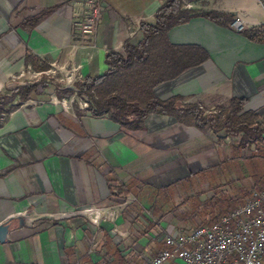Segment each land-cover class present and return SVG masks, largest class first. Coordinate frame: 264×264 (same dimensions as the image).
<instances>
[{
  "label": "crops",
  "instance_id": "0c3cea01",
  "mask_svg": "<svg viewBox=\"0 0 264 264\" xmlns=\"http://www.w3.org/2000/svg\"><path fill=\"white\" fill-rule=\"evenodd\" d=\"M84 1L0 0V100L23 85L26 75L32 77L29 83L38 82L39 75L47 76L48 82L0 122V224H8L0 243V264L96 262L92 255L80 262L90 250L83 238L98 228L103 210L110 213L108 205L123 200L125 183L138 180L139 187V182L149 180L161 187L172 174L171 180L187 179L193 173V152L209 154L229 139L216 143L210 131L203 133L158 114L146 118L143 130L126 131L87 110L68 114L51 100V73L64 71L68 81L74 75L104 73L106 52L138 40L140 22H153L164 0H97V28L80 36L75 22L88 13ZM200 1L184 7L231 13L233 20H241L242 29L201 16L173 27L168 32L172 44L197 45L208 58L155 86V95L161 100L179 96L182 104L208 110L231 98H245V110L264 117V41L241 33L264 25V0H208L205 5ZM27 55L48 69H35L25 62ZM64 85L58 88L71 87ZM115 181L122 187L118 193L113 192Z\"/></svg>",
  "mask_w": 264,
  "mask_h": 264
},
{
  "label": "trees",
  "instance_id": "16d2710c",
  "mask_svg": "<svg viewBox=\"0 0 264 264\" xmlns=\"http://www.w3.org/2000/svg\"><path fill=\"white\" fill-rule=\"evenodd\" d=\"M192 1L195 0H164L154 13L153 22H140L141 37L138 40H127L122 44L121 50L106 52L104 61L108 69L104 73L85 75L75 83L74 89L57 87V97L70 98L75 94L86 102V110L90 114L106 116L126 131L143 130L146 118L151 114H158L172 116L179 123L193 126L203 133L210 131L216 143L228 137L232 142L231 150L224 160L230 158L238 173L231 182L251 178L253 186L260 184L254 189H261L264 187V182H261L264 181L261 163L264 160V117L253 110H245V98H231L225 104L217 106L216 111L205 112L197 104H182L179 96L161 100L154 93L158 84L175 79L208 58L207 53L197 45L172 44L168 39V32L173 27L196 16L226 26L233 22L231 13L215 10L196 12L184 7ZM38 21L39 19H35L33 22L36 24ZM241 33L249 40L264 41V25L243 29ZM36 60L34 56H25V62H31L36 69H48L47 65L37 67ZM39 87V82L25 83L13 88L11 94L3 95L0 100V116L9 114L23 101L38 95ZM16 95L19 100L11 103ZM238 190H242L241 187ZM220 193L223 194L222 191ZM229 197L225 199L228 205L223 206L224 213L220 216L237 207ZM215 199V206L221 204L222 197ZM218 219L219 215L213 216L208 223H214ZM104 236L112 243L107 232H104ZM113 248L117 257L115 264H130L125 261L123 252L117 245L114 244ZM92 264L101 263L96 260Z\"/></svg>",
  "mask_w": 264,
  "mask_h": 264
},
{
  "label": "rangeland",
  "instance_id": "374dc122",
  "mask_svg": "<svg viewBox=\"0 0 264 264\" xmlns=\"http://www.w3.org/2000/svg\"><path fill=\"white\" fill-rule=\"evenodd\" d=\"M207 2L208 0H201L199 3L205 5ZM36 65L38 67V64ZM34 68L36 69L35 66ZM49 77H51L50 83L53 86L50 87L51 93L47 95L51 96V100L57 102L58 106L71 115H76L79 111H86L87 104L82 98L75 94L70 98H58L56 92V88L65 86L64 84H68L71 86L70 88L74 89L75 83L83 77L74 75L68 81L64 71L53 72ZM46 79L47 76L39 75L40 92L45 87L42 84L48 83L45 81ZM22 80L24 84L29 83L32 77L29 78L26 75L22 77ZM33 80L36 79L33 78ZM18 100L19 97L16 95L12 102ZM36 106L40 105L37 104ZM202 108L205 112L216 111V108L208 110L203 105ZM6 117V114L1 115L0 122ZM201 136L203 139L206 138L205 135ZM231 143L229 138L225 144H218L215 151L210 150L209 154L199 151L193 152L189 158V165L192 167L193 173L189 177L187 176V181L186 179L176 180L173 178L171 180V177H175L172 174L169 176L168 184L161 187H155L153 182H149V180L139 182V187L137 186L138 180L125 183L123 200H114L112 204L108 205L110 213H105L103 210L98 216V228L87 238H83V243L86 242L87 245L86 250H90L80 262H88L90 255H92L93 259L101 264H115L117 258L113 248L115 244L122 250L126 262L144 264L163 247L162 229L164 226L175 224L179 230H189L192 227L208 225L213 216L219 215L220 217L221 213H224L223 206L227 207L228 205L225 199H228L229 196L237 206L242 204L249 197L251 190L259 187L260 184L253 186L254 181L252 182L251 178V180L243 178L240 182H231L238 174L230 158L224 160L226 155L229 156L230 154L225 145ZM220 152L226 155L224 157L217 155ZM217 160H219L218 164ZM261 163L264 168V160ZM249 169L251 170V168ZM182 175L183 178L184 175L188 174ZM239 187L242 190H238ZM112 188L115 193L122 190L116 181ZM221 191L223 194L220 193ZM218 197H222V202L215 206L217 200L215 198ZM105 231L111 236L112 243L108 242L104 236Z\"/></svg>",
  "mask_w": 264,
  "mask_h": 264
},
{
  "label": "built area",
  "instance_id": "2783aa9c",
  "mask_svg": "<svg viewBox=\"0 0 264 264\" xmlns=\"http://www.w3.org/2000/svg\"><path fill=\"white\" fill-rule=\"evenodd\" d=\"M88 13L75 22L80 36L95 32L101 6L85 0ZM233 27L242 29L236 17ZM163 247L144 264H264V187L230 212L208 225L179 230L175 224L162 229Z\"/></svg>",
  "mask_w": 264,
  "mask_h": 264
},
{
  "label": "water",
  "instance_id": "95a60500",
  "mask_svg": "<svg viewBox=\"0 0 264 264\" xmlns=\"http://www.w3.org/2000/svg\"><path fill=\"white\" fill-rule=\"evenodd\" d=\"M8 233V224L3 222L0 224V243H3Z\"/></svg>",
  "mask_w": 264,
  "mask_h": 264
}]
</instances>
